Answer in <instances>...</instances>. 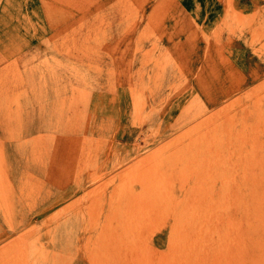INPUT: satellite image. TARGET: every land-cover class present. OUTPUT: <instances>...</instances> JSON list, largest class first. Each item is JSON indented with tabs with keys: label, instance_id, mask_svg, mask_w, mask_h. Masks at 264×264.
<instances>
[{
	"label": "rangeland",
	"instance_id": "rangeland-1",
	"mask_svg": "<svg viewBox=\"0 0 264 264\" xmlns=\"http://www.w3.org/2000/svg\"><path fill=\"white\" fill-rule=\"evenodd\" d=\"M0 264H264V0H0Z\"/></svg>",
	"mask_w": 264,
	"mask_h": 264
}]
</instances>
